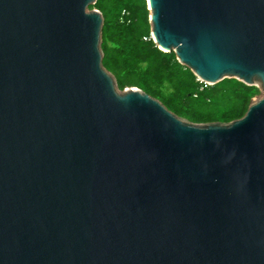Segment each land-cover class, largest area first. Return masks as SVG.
<instances>
[{
    "label": "water",
    "instance_id": "95a60500",
    "mask_svg": "<svg viewBox=\"0 0 264 264\" xmlns=\"http://www.w3.org/2000/svg\"><path fill=\"white\" fill-rule=\"evenodd\" d=\"M97 0H0V264H264V95L195 123L103 65ZM199 80L264 92V0H147Z\"/></svg>",
    "mask_w": 264,
    "mask_h": 264
},
{
    "label": "trees",
    "instance_id": "16d2710c",
    "mask_svg": "<svg viewBox=\"0 0 264 264\" xmlns=\"http://www.w3.org/2000/svg\"><path fill=\"white\" fill-rule=\"evenodd\" d=\"M90 8L103 15V65L120 90L138 87L195 123L239 119L262 93L234 77L206 84L174 51L160 49L152 38L147 0H97Z\"/></svg>",
    "mask_w": 264,
    "mask_h": 264
},
{
    "label": "rangeland",
    "instance_id": "374dc122",
    "mask_svg": "<svg viewBox=\"0 0 264 264\" xmlns=\"http://www.w3.org/2000/svg\"><path fill=\"white\" fill-rule=\"evenodd\" d=\"M263 95H264V92L262 91V93H261L259 96H257V97L254 98V101L258 100V99L261 98ZM254 101H253V102H254Z\"/></svg>",
    "mask_w": 264,
    "mask_h": 264
},
{
    "label": "built area",
    "instance_id": "2783aa9c",
    "mask_svg": "<svg viewBox=\"0 0 264 264\" xmlns=\"http://www.w3.org/2000/svg\"><path fill=\"white\" fill-rule=\"evenodd\" d=\"M153 38V37H152ZM207 84V83H206Z\"/></svg>",
    "mask_w": 264,
    "mask_h": 264
}]
</instances>
